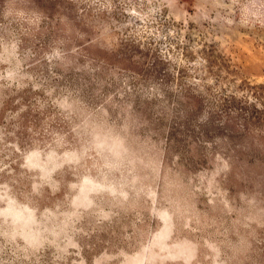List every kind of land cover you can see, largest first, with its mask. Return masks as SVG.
<instances>
[{
	"label": "rangeland",
	"instance_id": "rangeland-1",
	"mask_svg": "<svg viewBox=\"0 0 264 264\" xmlns=\"http://www.w3.org/2000/svg\"><path fill=\"white\" fill-rule=\"evenodd\" d=\"M0 264H264V0H0Z\"/></svg>",
	"mask_w": 264,
	"mask_h": 264
}]
</instances>
